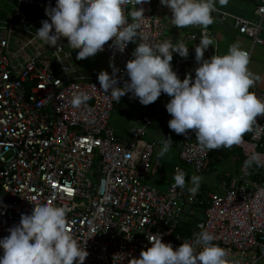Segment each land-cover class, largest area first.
Returning <instances> with one entry per match:
<instances>
[{"label": "built area", "instance_id": "1", "mask_svg": "<svg viewBox=\"0 0 264 264\" xmlns=\"http://www.w3.org/2000/svg\"><path fill=\"white\" fill-rule=\"evenodd\" d=\"M13 1L15 11L0 19V238L10 234L9 227L19 223L32 205L49 200L70 207V230L81 242L87 240L89 255L83 264H132L151 246V236L161 233L163 241L175 248L205 229L216 235L214 243L228 249L230 257L242 264H264V166H256L260 177L254 179L250 167L244 165L251 152H264V116L257 117L241 143L231 146L240 151L242 175L234 186L225 180L220 193L202 192V184L196 193L188 190L193 174H206L212 150H199L194 130L178 134L168 124L172 145L179 152L180 163L174 165L173 174L183 169L189 184L181 188L172 180L165 190L153 187L147 179L157 176L164 163L157 155L159 143L146 139L153 117L144 108L150 103H141L130 92L120 101L106 96L98 75L79 74L70 67L68 48L72 46L67 37H61L57 45H47L36 35L42 20H50L46 7L55 6L56 0ZM134 7L144 8L145 30L155 41H163L168 29L162 18L166 5L161 0H143L137 6L129 3L130 20ZM214 13L220 23L231 21L253 45L264 44V0L255 19L217 8ZM205 31L213 40L204 53L210 58L218 54L211 29L188 32L184 40L200 38ZM139 39L130 41L124 51L109 40L97 52L119 68L116 75L121 86L130 80L126 63L134 58ZM173 56L180 77L188 73L195 77L199 66L195 57ZM185 63L194 65L193 70L182 72ZM78 90L90 94L84 105L72 103ZM251 91L264 97L258 88ZM169 100L157 110L166 111L168 121ZM117 106L124 112L141 107V124L127 138L111 126ZM186 227L191 229L189 235L182 232Z\"/></svg>", "mask_w": 264, "mask_h": 264}, {"label": "clouds", "instance_id": "2", "mask_svg": "<svg viewBox=\"0 0 264 264\" xmlns=\"http://www.w3.org/2000/svg\"><path fill=\"white\" fill-rule=\"evenodd\" d=\"M143 0H56L45 11L49 19L42 20L36 35L47 45H57L61 37L77 49L79 58H87L104 50L105 43L124 51L130 41L138 38L133 59L126 63L127 75L120 85L116 75L120 70L111 63L113 71L101 70L98 74L104 94L120 101L127 93L138 97L147 105L156 101L162 93L171 99L167 111L171 114L169 127L178 134L195 131L198 148L202 152L231 147L242 142L244 134L264 116V97L251 91L258 78L248 68L249 53L239 42L229 45L223 55L205 58V50L212 45V37L203 34L196 45L198 67L193 78L188 73L183 79L174 70L173 54L189 55V46L170 37L157 42L144 27V8L134 7L129 19L128 5L142 4ZM227 0H219L224 4ZM171 8L172 21L178 27L188 25L207 26L213 23L216 0H161ZM114 38V39H113ZM111 90L110 95L107 94ZM86 90L73 93L72 103L84 105L90 99ZM171 136L162 140L158 156L169 152ZM245 167L264 166V152L253 151L244 161ZM187 173L178 169L175 186L187 184ZM188 190L196 193L202 177L191 176ZM70 207L49 200L32 205L29 213H22L19 223L9 227V235L0 238V264H83L89 255L83 242L69 228L67 213ZM161 233L149 237L150 247L142 250L132 264H242L240 259L230 257L229 250L214 243L216 235L205 229L194 240H185L178 247L164 242Z\"/></svg>", "mask_w": 264, "mask_h": 264}, {"label": "crops", "instance_id": "3", "mask_svg": "<svg viewBox=\"0 0 264 264\" xmlns=\"http://www.w3.org/2000/svg\"><path fill=\"white\" fill-rule=\"evenodd\" d=\"M261 2H262V0H227L226 3L221 4V3H219V0H216V8L221 9V10H226L233 15L242 16V17H245L248 19H255V12L257 10V7L261 4ZM213 17H214L213 23L208 25L207 28L211 29L214 32L215 37L218 41V55H223V54L227 53L229 50V45H231L234 42H239L240 46L243 49L249 50L251 52V57H250V61L248 64V68L256 75V77H258L255 80V83L253 84L251 89L258 88V89L264 91V44L253 45L252 40L249 37L240 34L236 29L233 28L231 21H229L227 23H220L219 16L217 15V13H213ZM162 18H163V21L168 25V29H167L166 33L164 34L163 40L170 37L174 42L175 41H183L185 44H187L189 46V55L187 57H184V58L195 57L196 56V52H195L196 45L200 43V38H196L193 40H184V38L186 37V34L188 32L197 33V32H199L200 29H202L204 27L201 25H188L185 27L176 26L175 23L172 21L173 12H172L171 8L167 5H166V9L163 13ZM262 27L263 28L261 30V37L264 39V19L262 22ZM68 49H70V48H68ZM68 52L71 53V58L69 59V65L77 73L96 75L97 73L100 72V70L95 71L94 68L90 69V67H88V66L86 67L85 70H82L81 67L77 66L76 64H72L73 53L70 51H68ZM174 54H176V53L174 52ZM171 63H172L173 68H174V64H175V57L174 56H173V60L171 61ZM100 67H101V70L104 69L102 64H100ZM110 68H111V65H110ZM193 68H194V65H192L190 63H185V64L181 65V71L182 72L192 71ZM110 71H111V69H110ZM180 78L183 79L184 77H180ZM193 78H194V76H193ZM168 99H171V97L167 93H162L161 96L156 101L150 103L148 106H146L144 108L145 112L149 115H152L153 120L157 115H160L162 112H164L167 123H168V115H167L166 111L161 110V111L157 112V110H159L160 105L163 104ZM116 108L120 109L118 106ZM122 112H124V111H122ZM130 112H131V110H130ZM134 127H132L126 134H124V135L118 134V135L120 137L127 138L130 135V132ZM247 134H248V131L244 135L247 136ZM168 136H171V135H168ZM150 140L158 142L157 141L158 139L151 138ZM211 150L212 151L218 150L220 155L222 154V152H224L223 153L224 157L227 159L229 156H231L235 160V163L237 164L238 167L240 166V164L242 162V157H241L239 150H236V149L233 150V149H231V147H222V148L211 149ZM157 155H158V152H157ZM212 170L216 171V169L214 167L211 168V165L209 164L207 167L206 173H208L209 171L213 172ZM230 177H232V176H230ZM165 189H161V190H165Z\"/></svg>", "mask_w": 264, "mask_h": 264}, {"label": "rangeland", "instance_id": "4", "mask_svg": "<svg viewBox=\"0 0 264 264\" xmlns=\"http://www.w3.org/2000/svg\"><path fill=\"white\" fill-rule=\"evenodd\" d=\"M15 11V4L13 0H0V19L6 18L7 15H11ZM68 51L73 53L72 64H76L81 67L82 70H85L86 67H90V69L94 68L95 71H101L100 64L103 65L104 69L110 72V62L106 58V56L96 53L94 55H90L87 58H79L76 55L77 49L71 47ZM86 72V71H85ZM84 72V73H85ZM89 72V71H88ZM87 72V73H88ZM97 73L96 75H98ZM141 110V107L135 106L131 112H122L120 109L116 108L113 111V115L111 118V126L119 135L126 134L132 127L139 126L141 124L140 119L138 117V113ZM168 135L173 136V133L168 128V123L165 117L164 112L160 115H157L148 130V134L146 139L151 141L150 139H158L159 142L158 150L162 147V141ZM160 139V140H159ZM222 155V156H221ZM219 153L218 150H213L210 154V160L208 165H211V168L214 167L216 171L208 172L206 175L201 176L202 180L200 184H203L207 187V190L212 192L220 193L223 191L224 181L227 180L229 176L231 186L237 185L238 181L242 175L240 171V166L238 167L235 163V160L229 156L228 159L224 157V154ZM179 152L178 148L175 145H172L169 152L166 153L163 157H160L161 160L165 163L164 166L160 169V172L157 176H152L147 179V183L153 187H157L159 189H165L174 180L173 167L174 165L179 164ZM232 176V177H230ZM222 177V178H221ZM187 184L188 181H187Z\"/></svg>", "mask_w": 264, "mask_h": 264}, {"label": "trees", "instance_id": "5", "mask_svg": "<svg viewBox=\"0 0 264 264\" xmlns=\"http://www.w3.org/2000/svg\"><path fill=\"white\" fill-rule=\"evenodd\" d=\"M250 172H251V176L254 178V179H258L260 177V170L256 167V166H252L250 167ZM222 178V177H221ZM230 179L229 177H227V181L230 182ZM201 191L202 192H207L209 190H207V187L202 185L201 186ZM194 224V223H193ZM187 228V229H186ZM186 228H183L182 229V232L183 234L185 235H189L191 233V229L186 227Z\"/></svg>", "mask_w": 264, "mask_h": 264}, {"label": "snow or ice", "instance_id": "6", "mask_svg": "<svg viewBox=\"0 0 264 264\" xmlns=\"http://www.w3.org/2000/svg\"><path fill=\"white\" fill-rule=\"evenodd\" d=\"M68 191H70V192H71V191H72V189H68Z\"/></svg>", "mask_w": 264, "mask_h": 264}]
</instances>
